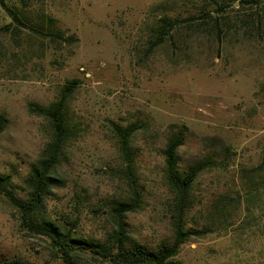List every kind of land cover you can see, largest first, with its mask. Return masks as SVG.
<instances>
[{
    "label": "rangeland",
    "instance_id": "obj_1",
    "mask_svg": "<svg viewBox=\"0 0 264 264\" xmlns=\"http://www.w3.org/2000/svg\"><path fill=\"white\" fill-rule=\"evenodd\" d=\"M5 1L27 27L63 33L38 36L0 7V176L18 199H28L26 178L52 137L50 121L29 104L47 107L72 86L64 112L71 139L35 219L112 244L111 205L129 197L132 179L141 202L125 215L126 245L170 244L164 150L180 136L178 173L201 168L183 219L194 234L167 261L264 264V0L251 8L239 0ZM129 126L126 158L118 132ZM72 254L75 264H109ZM15 257L65 264L0 193V261Z\"/></svg>",
    "mask_w": 264,
    "mask_h": 264
},
{
    "label": "trees",
    "instance_id": "obj_2",
    "mask_svg": "<svg viewBox=\"0 0 264 264\" xmlns=\"http://www.w3.org/2000/svg\"><path fill=\"white\" fill-rule=\"evenodd\" d=\"M261 1L239 0L238 5L242 8H251ZM0 7L11 18L13 23L29 28L32 33L50 39H63V33L61 31L38 28L37 26L27 27L22 19H20L18 11L8 6L5 0H0ZM164 20V18L160 19V21ZM6 27L8 28V25ZM64 88L60 97L47 107H41L33 103L29 104V110L31 112L44 116L50 121L52 137L43 149L41 158L31 166L26 178V184L29 189L28 199H18L11 194L12 192L8 189L10 179L7 176H0V193L4 194L9 202L19 211L22 227L28 231L49 238L65 264H75V259L72 254V250L75 249L88 251L107 261L109 264H172L167 260L176 255L181 244L194 234L192 229L184 227L183 219L186 210L190 207L189 196L191 185L201 168L200 166H195L182 175L178 173L176 168V151L177 147L182 143L180 136H175L170 139L164 150L166 179L173 191L174 235L170 244L162 242L155 250L147 249L141 244H135L130 247L126 245L127 227L125 215L128 212L138 209L141 202V193L132 179L129 183V197L127 199L113 200V204L111 205L115 224L112 244L72 238L68 234H61L57 226L53 223L47 221L38 222L35 219L37 210L41 207V204L50 191V186L58 180L52 175V170L60 161V157L71 139V132L66 123L64 112L68 92L72 89V86L66 85ZM5 120V117L0 116V133L4 128ZM134 130V126H129L118 132L120 151L126 158H128V143ZM126 168L130 177L133 176L130 161H128ZM0 264L33 263H29L20 257H15L1 260Z\"/></svg>",
    "mask_w": 264,
    "mask_h": 264
}]
</instances>
